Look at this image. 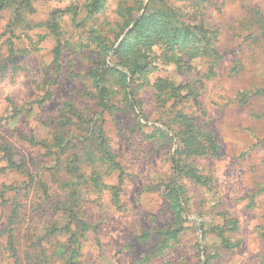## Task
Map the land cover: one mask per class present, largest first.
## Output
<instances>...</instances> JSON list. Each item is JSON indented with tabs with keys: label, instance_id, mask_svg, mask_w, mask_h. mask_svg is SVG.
<instances>
[{
	"label": "rangeland",
	"instance_id": "1",
	"mask_svg": "<svg viewBox=\"0 0 264 264\" xmlns=\"http://www.w3.org/2000/svg\"><path fill=\"white\" fill-rule=\"evenodd\" d=\"M122 1L106 0L104 13L83 26L78 23L83 12L74 18L69 11L65 12L68 7L79 8L83 0L37 1L26 15L28 26L14 29V46L23 52L16 51L13 63L0 71V144L11 147L17 161L22 157L29 167H38L40 171L52 165L41 144L31 146L23 136L49 140L65 104L75 105L83 116L96 115L98 108L90 97L91 86L83 74H77L84 73L95 60V41L90 39L88 29L94 27L112 40L114 30L118 29L115 9ZM174 4L185 13H193L192 17L203 18L218 31L216 47L220 57L212 75L203 78L208 71L203 60L191 62L190 72L182 73L171 64L161 66L155 75L176 83L195 77L203 79L197 89L199 107L185 106L183 110L217 140L218 156L192 159L199 172L209 177L210 184L204 187L184 182L183 229L176 240H169L167 247L162 248L155 231L171 225L172 219L157 183L171 172L169 155L174 145L172 149L162 140L145 136L151 135L155 126L164 129L169 137L172 133L164 125L168 111L155 106L152 89L140 91L143 115L136 112L142 133L132 130L136 124L132 112L104 115L105 135L121 173L108 172L107 165L96 170L105 185L117 184L118 202H114L110 189L96 190L85 184L80 212L89 229L80 238L74 264H203V249L210 253L212 264H264V36L259 24V17L264 18V0H183ZM9 10L0 9V65H4L8 54L5 39L9 35L5 29ZM53 12L63 15V72L51 86L52 97L39 104L37 101L45 91L42 85L52 68L55 38L44 24ZM154 78L151 76L150 81ZM71 130L75 135L80 133L75 127ZM4 165L0 152V189L2 185L22 186L29 193L27 199H22L25 206H19L16 220L18 232L24 237L23 250L30 246L32 256L42 259V264H65L66 255L61 256L60 249L66 235L49 232V227L58 222L54 215L61 198L57 182L44 177L50 194L39 199L33 195L27 176L3 170ZM83 171L85 178H89L91 167L84 164ZM11 195L10 192L5 197ZM8 214V204L2 201L0 264H13L5 249ZM224 217L237 221L235 230L227 228L237 242L232 249H221L208 232L211 227L222 225ZM45 255L48 260H44Z\"/></svg>",
	"mask_w": 264,
	"mask_h": 264
},
{
	"label": "trees",
	"instance_id": "2",
	"mask_svg": "<svg viewBox=\"0 0 264 264\" xmlns=\"http://www.w3.org/2000/svg\"><path fill=\"white\" fill-rule=\"evenodd\" d=\"M37 1L41 0H0V9H10L5 29L9 35L5 39L8 44V54L4 65H0V71L6 68V64L13 63L12 58L17 49L11 36L16 37L14 29L23 28L25 24L28 26L26 15L34 9L33 5ZM175 1L183 0L119 2L115 9L118 29L114 30L115 35L112 40L100 30L90 26L88 32L90 39L95 41L93 48L95 60L84 73L77 76L83 74V79L91 86L90 97L98 108L96 115L83 116L75 105L67 103L61 109L58 126L53 128L49 140L38 141L33 136H23L31 146L41 144L44 156L52 161L50 167L44 166L46 168L42 171L38 170V167L31 168L22 157L20 161L14 158L11 147L4 143L0 144V152L5 161L3 170H12L27 176L32 182L34 196L39 199L42 195L48 198L50 186L46 185L44 177L49 176L61 189V198L54 212L58 222L49 227L51 228L49 232L66 235V240L60 249V255H66L65 264L75 263L74 258L79 250L80 238L89 229V223L84 220L80 212L81 191L86 187L85 184L96 190L110 189L114 202H118L117 184L105 185L102 175L96 170L100 165H107L108 172L121 173V166L111 152L105 135L104 115L118 111L132 112L136 118L132 130L142 133L143 126L137 120L138 112L143 115L140 91L152 89L155 106L168 111L169 116L164 125L172 133L169 137L164 129L155 126L153 133L145 136L153 140H162L170 144L172 149L174 145V151L169 155L170 160L172 159L171 172L168 177L157 183L172 219L171 225L155 231V235L161 239L162 248L167 247L169 240H176L183 229L182 198L186 194L184 182L204 187L210 184L209 177L199 172L192 159L218 156L217 140L211 131L183 110L185 106L199 107L197 89L203 79L195 77L176 83L167 77L155 75L161 66L171 64L182 73L184 70L190 72L191 62L198 60H203L207 64L208 71L203 74V78L212 75L213 67L220 57L216 47L218 31L203 18L197 19L192 17L193 13L183 12L179 5L174 4ZM76 6L68 7L65 12L69 11L72 18L83 12L82 19L78 22L83 26L87 22L93 23L100 14L104 13L106 0H83L79 8ZM140 11L142 12L138 20L117 43ZM61 16L63 15L53 12L48 22L44 24L54 36L55 45L50 62L51 72L48 80L42 85L45 91L42 98L37 101L39 104L52 97L51 86L58 82L63 72L61 58L64 45L61 41ZM259 24L264 36V18L259 17ZM19 51L23 52V50ZM153 75L155 78L151 82L150 78ZM74 127L80 129L78 135L71 130ZM84 164L91 167L89 178L84 176ZM10 192L12 195L5 197ZM28 196L29 193L22 186L2 185L0 189V203L7 202L9 209L4 227L5 249L13 264H42V259L37 257L38 260L32 256V252L28 250L30 246H26L23 250L24 241L21 240L24 237L20 236L16 226L19 217L18 208L25 206L22 199H27ZM228 227L232 230L237 228L235 218L224 217L222 225L208 229V232L219 242L221 249H232L237 246V242L232 240L229 234L231 230L227 229ZM44 240L43 235L42 247ZM202 251L205 253L203 264H212L210 253L204 249ZM48 259L49 256L45 255L44 260Z\"/></svg>",
	"mask_w": 264,
	"mask_h": 264
},
{
	"label": "water",
	"instance_id": "3",
	"mask_svg": "<svg viewBox=\"0 0 264 264\" xmlns=\"http://www.w3.org/2000/svg\"><path fill=\"white\" fill-rule=\"evenodd\" d=\"M134 24V23H133Z\"/></svg>",
	"mask_w": 264,
	"mask_h": 264
}]
</instances>
